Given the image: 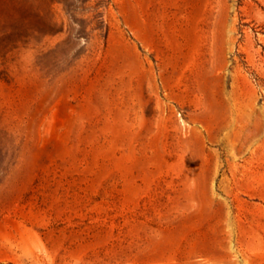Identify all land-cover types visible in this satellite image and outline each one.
Masks as SVG:
<instances>
[{"label": "rangeland", "instance_id": "rangeland-1", "mask_svg": "<svg viewBox=\"0 0 264 264\" xmlns=\"http://www.w3.org/2000/svg\"><path fill=\"white\" fill-rule=\"evenodd\" d=\"M0 264H264V0H0Z\"/></svg>", "mask_w": 264, "mask_h": 264}]
</instances>
